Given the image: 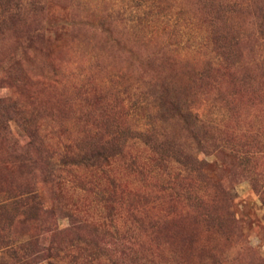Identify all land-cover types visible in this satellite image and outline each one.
<instances>
[{
	"label": "rangeland",
	"instance_id": "1",
	"mask_svg": "<svg viewBox=\"0 0 264 264\" xmlns=\"http://www.w3.org/2000/svg\"><path fill=\"white\" fill-rule=\"evenodd\" d=\"M6 1L16 139L37 114L53 143L112 146L99 169L37 178L61 233L46 259L0 193V264H264V0Z\"/></svg>",
	"mask_w": 264,
	"mask_h": 264
},
{
	"label": "trees",
	"instance_id": "2",
	"mask_svg": "<svg viewBox=\"0 0 264 264\" xmlns=\"http://www.w3.org/2000/svg\"><path fill=\"white\" fill-rule=\"evenodd\" d=\"M1 3L2 0H0ZM5 3H7L6 0ZM30 4L35 3L30 2ZM42 33L40 31L35 34L29 33L26 40L31 42L35 38H43ZM14 107L12 98L0 99V133L10 143L11 152H14V155L0 161V169L6 174L5 178L0 176V193L18 192L13 194L17 200L11 204L15 208L21 207L22 212L36 223L38 235L32 236L28 244H32L35 251L41 253V257L46 259L52 251L58 250L61 233L55 222L54 208L44 206L43 200L38 195L37 178L40 176L43 181L53 180L60 185L64 178L62 175L71 174L74 169H80L82 166L99 169L101 164L106 163L110 157L112 139H100L88 148H83L76 141L53 143L43 134V128L36 114L26 120L30 126V131L27 133L28 140L20 143L8 122L7 112ZM22 179L24 182L15 184L14 180ZM6 198L9 199V197ZM8 204L9 201L0 203V210L8 211ZM82 227L83 224L76 226L74 234L80 232Z\"/></svg>",
	"mask_w": 264,
	"mask_h": 264
}]
</instances>
